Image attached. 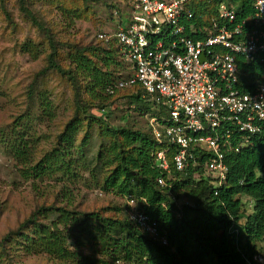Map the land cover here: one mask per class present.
Listing matches in <instances>:
<instances>
[{
  "label": "trees",
  "instance_id": "trees-1",
  "mask_svg": "<svg viewBox=\"0 0 264 264\" xmlns=\"http://www.w3.org/2000/svg\"><path fill=\"white\" fill-rule=\"evenodd\" d=\"M223 2L236 10L239 19L254 12L253 0H194L195 16L192 22L208 25L209 20L217 17L218 6ZM99 41L103 46L74 45L73 52L69 54L70 68H65L58 62V48L50 37L52 51L44 71L55 70L68 77L78 98L86 94L91 99L88 110L83 105L85 100H82L77 105L78 111L91 120L103 123L107 121L109 113L99 115L97 111L106 110L110 98L127 92L126 97L131 106L139 110L140 115H168L167 108L142 98V88L138 84L118 88L113 95L108 92L110 86L128 76L127 64L122 60L116 43ZM23 50L34 59L40 54L34 44L26 43ZM254 66H244L253 76L252 82L247 84L249 87L259 79L262 71V67ZM117 105L120 108L122 104ZM39 106L43 121L56 118L46 92L41 93ZM159 107L158 114L156 109ZM147 120V130L107 126L105 136L110 137L112 143L102 147L98 164L109 174L98 190H102L105 195L106 192H112L122 198L132 196L137 199L140 210L155 218L167 232L170 244L163 246L151 240L134 225L127 212L124 213V219H116L105 217L98 211L83 213L50 206L33 212L16 231H21L26 224L31 228L29 236H22L23 242L19 244L22 251L26 254L46 253L72 261V264H248L242 253L251 255L264 241V131L252 138L249 146L227 157L230 169L227 184L220 187L218 195H215V186L210 180H195L191 170L174 172L172 179L166 174L172 188H163L158 184L157 177L163 172L157 167L153 154L163 149L164 145L157 143ZM82 121L74 117L58 135L54 149L38 161H35V143L26 132H16L20 128L13 129L10 144L4 136L3 142L17 164L26 170L22 172L26 179L30 176L56 177L59 173L70 176L74 169L73 155L82 154L81 149L89 139L86 133L78 144ZM0 130L5 133L4 130L9 128ZM64 195L68 196L69 191L61 194L62 197ZM172 195L176 198L184 195L195 203V207H185L180 220ZM242 195L255 201L254 209L249 213ZM144 199L146 201L143 202ZM123 207L125 210L127 202ZM50 211H55L56 220L49 221ZM61 226H72L81 238L71 242L65 238ZM233 228H237L238 232H233ZM11 236V233L7 234L0 240L2 250ZM86 238L98 243L102 258L93 255L84 257L77 253L78 246L83 245Z\"/></svg>",
  "mask_w": 264,
  "mask_h": 264
},
{
  "label": "built area",
  "instance_id": "built-area-1",
  "mask_svg": "<svg viewBox=\"0 0 264 264\" xmlns=\"http://www.w3.org/2000/svg\"><path fill=\"white\" fill-rule=\"evenodd\" d=\"M124 3L117 29L98 34L105 44L116 43L127 64L128 76L107 90L113 95L138 84L143 99L169 110L168 116H146L155 140L164 145L153 154L163 172L157 177L161 187L172 188L166 174L172 179L174 172L191 170L195 180H210L217 195L228 179L227 157L264 130V0H253V14L241 19L223 2L208 25L192 22L194 0ZM245 65L262 67L251 87L253 76ZM172 199L179 220L186 206L195 207L184 195ZM126 210L143 234L170 244L167 232L140 210L137 199L128 196ZM250 264H264V255H255Z\"/></svg>",
  "mask_w": 264,
  "mask_h": 264
},
{
  "label": "rangeland",
  "instance_id": "rangeland-1",
  "mask_svg": "<svg viewBox=\"0 0 264 264\" xmlns=\"http://www.w3.org/2000/svg\"><path fill=\"white\" fill-rule=\"evenodd\" d=\"M124 10V0H0V129L9 128L5 133L0 130V240L12 234L6 248H0V264H72L46 253L22 251L19 245L23 242L22 236H29L31 228L26 224L21 231H16L39 208L55 206L83 213L98 211L105 217L124 219L127 210L123 206L127 198L112 192H106L104 197L96 195L109 174L98 164V155L112 143V139L105 136L107 126L147 130V118L133 109L127 92H123L107 101V121L91 120L77 107L85 100L83 105L88 110L91 99L86 94L78 98L68 77L55 70L44 71L52 51L50 37L58 48V62L70 68L69 54L74 45L101 46L98 34L115 31L120 12ZM26 43L34 44L40 51L37 59L23 50ZM42 92L47 93L56 112L52 121L40 118ZM117 104L122 105L119 108ZM74 117L83 120L78 144L86 133L89 139L81 149L82 154L73 155L72 174L26 179L22 174L26 170L5 147L3 136L10 144L15 127L20 128L16 132H26L35 143V161H38L54 149L58 135ZM67 191L69 195L62 197ZM48 218L56 220L55 211H50ZM60 230L71 242L81 238L72 226H61ZM82 244L77 253L102 258L98 243L86 238Z\"/></svg>",
  "mask_w": 264,
  "mask_h": 264
},
{
  "label": "clouds",
  "instance_id": "clouds-1",
  "mask_svg": "<svg viewBox=\"0 0 264 264\" xmlns=\"http://www.w3.org/2000/svg\"><path fill=\"white\" fill-rule=\"evenodd\" d=\"M264 131V130H263ZM263 131L260 133V134H262L263 133ZM259 134V135H260ZM255 136H257V135H255ZM255 136H253L252 138H254ZM252 138H251V140H252ZM250 140V141H251ZM248 146H249V144H248ZM247 147V146H246ZM237 153H239V152H237ZM235 154V153H234ZM229 166V165H228ZM229 172H230V169H229ZM228 177H229V175H228ZM227 184V182L224 184V185H226ZM224 185H221L220 187H222V186H224ZM220 187H219V190H220ZM219 193V192H218ZM216 195V194H215ZM218 195V194H217ZM242 199L244 200V202H246V211L249 213V212H251L253 209H254V206H255V201L254 200H252L251 199V197H249V196H244V195H242ZM169 238V237H168ZM262 242H264V241H262ZM262 242H260L259 243V245H258V249L255 251V252H253L251 255L249 254H247V253H242V255H243V257H244V259H245V261L248 263V264H250L251 262H254V256L255 255H258V254H263L264 255V245H262ZM158 243V242H157ZM160 244V243H159ZM160 245H162V244H160ZM163 246H165V245H163Z\"/></svg>",
  "mask_w": 264,
  "mask_h": 264
}]
</instances>
